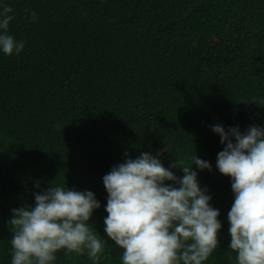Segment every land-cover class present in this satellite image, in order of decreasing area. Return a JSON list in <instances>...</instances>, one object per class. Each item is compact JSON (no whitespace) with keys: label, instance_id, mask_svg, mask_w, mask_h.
<instances>
[{"label":"trees","instance_id":"1","mask_svg":"<svg viewBox=\"0 0 264 264\" xmlns=\"http://www.w3.org/2000/svg\"><path fill=\"white\" fill-rule=\"evenodd\" d=\"M4 5L13 9L9 33L25 46L19 55L0 52V264H11V210L34 204L33 193L51 184L95 194L100 207L89 223L106 241L99 264H120L122 250L104 232L102 178L141 152L165 167L193 153L211 163V171L192 165L222 224L205 264H234V196L215 166L224 145L211 126H264V0ZM200 23L223 49L208 43ZM54 264L93 262L60 251Z\"/></svg>","mask_w":264,"mask_h":264},{"label":"clouds","instance_id":"2","mask_svg":"<svg viewBox=\"0 0 264 264\" xmlns=\"http://www.w3.org/2000/svg\"><path fill=\"white\" fill-rule=\"evenodd\" d=\"M26 11L35 21L36 13ZM12 12L8 5L0 8V52L7 56L19 55L25 46L9 33ZM211 129L224 145L216 169L230 178L234 196L227 219L228 248L235 257L228 258L234 264H264V126L241 131L216 124ZM193 164L212 170L194 153L165 167L157 155L141 152L103 176L104 232L122 250L120 264H205L218 248L220 211L210 204L207 187H200ZM33 196L34 204L11 210V264H54L60 251L99 264L106 241L89 223L100 207L95 194L51 184Z\"/></svg>","mask_w":264,"mask_h":264},{"label":"rangeland","instance_id":"3","mask_svg":"<svg viewBox=\"0 0 264 264\" xmlns=\"http://www.w3.org/2000/svg\"><path fill=\"white\" fill-rule=\"evenodd\" d=\"M199 29H200V31L202 33L206 34V36L208 38V43L209 44H211L212 46L213 45L215 46L217 44V42L215 41V39L207 32V30L205 29V27H204V25L202 23H200V28ZM217 47H218V49H223V47H221L219 45Z\"/></svg>","mask_w":264,"mask_h":264}]
</instances>
